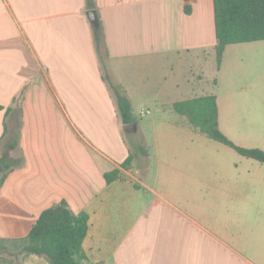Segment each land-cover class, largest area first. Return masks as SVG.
Masks as SVG:
<instances>
[{"label": "crops", "instance_id": "crops-1", "mask_svg": "<svg viewBox=\"0 0 264 264\" xmlns=\"http://www.w3.org/2000/svg\"><path fill=\"white\" fill-rule=\"evenodd\" d=\"M96 6L102 57L87 0H0V140L6 109L21 107L26 160L1 185L0 237L26 236L65 199L89 214L88 264H264V162L166 115L176 101L215 94L222 132L264 150V83L241 86L238 99L207 89L214 0ZM112 85L133 122H123ZM138 103L151 106L143 120Z\"/></svg>", "mask_w": 264, "mask_h": 264}, {"label": "trees", "instance_id": "trees-1", "mask_svg": "<svg viewBox=\"0 0 264 264\" xmlns=\"http://www.w3.org/2000/svg\"><path fill=\"white\" fill-rule=\"evenodd\" d=\"M89 10L96 12V0H87ZM186 11L190 12L187 4ZM216 58L221 68L224 52L229 44L264 40V0H214ZM94 40L98 54L105 49L104 31L101 20L93 23ZM117 105L124 123L133 122L134 114L129 98L112 85ZM174 111L185 116L189 124L208 137L233 147L241 155L264 162V150L235 144L219 127V107L215 94L196 96L176 101ZM2 107L0 106V109ZM5 131L0 140V188L7 175L25 164L21 147L22 108L6 109ZM18 151L19 154H15ZM133 160L130 155L123 163L128 167ZM119 176L115 170L105 174L107 182ZM89 231V214L75 213L63 199L41 212L29 233L21 238L0 237V250L14 242L25 255L43 257L48 264H88L83 243Z\"/></svg>", "mask_w": 264, "mask_h": 264}, {"label": "rangeland", "instance_id": "rangeland-1", "mask_svg": "<svg viewBox=\"0 0 264 264\" xmlns=\"http://www.w3.org/2000/svg\"><path fill=\"white\" fill-rule=\"evenodd\" d=\"M255 42V41H254ZM257 42V41H256ZM259 42H264L260 40ZM253 43V42H252ZM245 45L249 43H234L228 50V55L230 54L229 65L224 71L228 75L223 78V72L218 68L216 51L211 53L212 56V71L214 74V82L211 81L207 85V89L214 91H234V98L238 99L241 90V86H250L251 84L261 82L264 83V43L261 45L249 44L247 46H236L235 45ZM240 60H242L240 62ZM210 63L208 62V70ZM219 84V85H218ZM214 88V89H213ZM217 88V89H215ZM221 101V95H220ZM144 107V108H142ZM147 107H151L150 104L141 105L137 104L136 116L139 120H143L148 115ZM140 108H142L141 111ZM156 109V107H155ZM150 110V109H148ZM244 110L242 109V112ZM143 117H142V116ZM167 116L171 117H181L174 110L167 109ZM15 154H19L18 151ZM0 264H47L45 260L39 256H29L20 252L18 247L15 246L14 242H9L6 249L0 250Z\"/></svg>", "mask_w": 264, "mask_h": 264}, {"label": "water", "instance_id": "water-1", "mask_svg": "<svg viewBox=\"0 0 264 264\" xmlns=\"http://www.w3.org/2000/svg\"><path fill=\"white\" fill-rule=\"evenodd\" d=\"M89 17L93 23H95L97 21V15H96V12L94 10L89 11Z\"/></svg>", "mask_w": 264, "mask_h": 264}, {"label": "built area", "instance_id": "built-area-1", "mask_svg": "<svg viewBox=\"0 0 264 264\" xmlns=\"http://www.w3.org/2000/svg\"><path fill=\"white\" fill-rule=\"evenodd\" d=\"M147 112H149V111H147ZM147 112H146V113H147Z\"/></svg>", "mask_w": 264, "mask_h": 264}]
</instances>
